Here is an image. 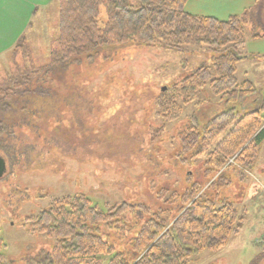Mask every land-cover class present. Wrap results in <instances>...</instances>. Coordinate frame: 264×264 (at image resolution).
Here are the masks:
<instances>
[{
	"label": "rangeland",
	"instance_id": "obj_1",
	"mask_svg": "<svg viewBox=\"0 0 264 264\" xmlns=\"http://www.w3.org/2000/svg\"><path fill=\"white\" fill-rule=\"evenodd\" d=\"M256 2L251 0L245 8L243 0H188L185 9L228 20L247 9L253 12ZM256 15L262 21L264 14ZM106 19L102 7L100 23ZM58 34L59 6L54 1L35 13L24 42L0 56V78L16 62L48 65L51 41ZM245 38L242 49L248 57L237 63L236 76L240 82L252 81L257 96L264 99V26H247ZM214 54L197 45L182 49L138 42L106 45L93 58L84 54L70 68L75 83L67 81L66 86L59 75L58 79L42 78L45 87L56 89L54 104H46L37 95L22 127L20 140L26 150L11 157L0 153L7 162V171L0 178V238L10 264H28L50 250L51 239L30 229L31 219L52 198L86 194L102 208L106 202L149 207V214L124 217L122 227L107 237L117 250H125L145 219L157 208L167 207L159 199L161 189L183 192L194 184L207 188L217 177L215 171L207 173V149L201 155L184 152L179 133L204 117L221 113L219 96L209 83L196 98L178 99L182 111L172 121L160 113L158 103L166 89L197 68L212 66ZM246 98L244 104L249 105L254 95ZM257 158L259 163L252 170L229 168L230 184L219 194L215 187L206 190L217 206L224 198L236 206L242 217L240 230L223 248L205 250L192 257L190 264H264V143ZM127 221L131 230H127ZM111 256L104 255L101 264H108Z\"/></svg>",
	"mask_w": 264,
	"mask_h": 264
},
{
	"label": "trees",
	"instance_id": "obj_2",
	"mask_svg": "<svg viewBox=\"0 0 264 264\" xmlns=\"http://www.w3.org/2000/svg\"><path fill=\"white\" fill-rule=\"evenodd\" d=\"M56 1L59 34L51 41L50 63L35 66L16 62L15 68L6 69L0 78V153L11 157L26 150L20 138L33 101L43 96L46 104L53 105L57 96L56 89L45 87L43 79H58L59 75L65 78L64 85L75 83L70 68L84 54L93 58L102 46L131 42L172 49L197 45L215 53L212 66H201L166 89L158 104L161 114L175 120L182 111L178 99L183 97L187 102L196 98L211 84L221 100L222 112L181 130L179 137L186 153L201 155V150L207 149V173L215 171L217 177L205 190L198 184L183 192L161 189L159 199H164L167 207L157 208L145 219L125 250H117L107 237L122 227L124 217L136 212L149 214V207L106 202L102 208L86 194L52 198L49 206L31 219L30 229L51 239L50 250L28 264H101L103 256L109 254L108 264H190L192 257L205 250L223 248L239 232L242 217L231 201L224 198L217 206L206 190L215 187L219 194L228 186L226 171L232 166L243 172L252 170L264 142V99L257 96L252 81L240 82L236 76L237 63L248 57L243 51L245 29L261 24L257 9L220 20L188 12V0H138L135 5L129 0ZM102 7L107 18L103 24L99 20ZM250 95H254L253 102L245 105ZM241 110L240 115L235 114ZM177 204L180 207L175 211ZM128 223L127 230H131ZM3 246L0 238V264H10Z\"/></svg>",
	"mask_w": 264,
	"mask_h": 264
},
{
	"label": "crops",
	"instance_id": "obj_3",
	"mask_svg": "<svg viewBox=\"0 0 264 264\" xmlns=\"http://www.w3.org/2000/svg\"><path fill=\"white\" fill-rule=\"evenodd\" d=\"M56 0H0V56L6 55L17 45L19 40L27 33L31 20L39 9H44ZM251 0H243L242 6L246 8ZM255 9L264 14V0H256ZM251 5V4H250ZM251 7V6H250ZM248 8V7H247ZM263 10V11H262ZM193 13V12H191ZM196 14V13H193ZM206 15V14H201ZM235 15V14H233ZM210 16V15H209ZM232 16V15H231ZM213 17L220 18L218 15ZM264 26V16L261 17ZM264 143V142H263ZM263 144L261 150L262 152ZM259 163L258 158L255 167ZM245 172V171H244ZM261 188L263 186L261 185ZM264 234V233H263ZM262 234V235H263Z\"/></svg>",
	"mask_w": 264,
	"mask_h": 264
},
{
	"label": "water",
	"instance_id": "obj_4",
	"mask_svg": "<svg viewBox=\"0 0 264 264\" xmlns=\"http://www.w3.org/2000/svg\"><path fill=\"white\" fill-rule=\"evenodd\" d=\"M7 171L6 159L0 154V178L4 176Z\"/></svg>",
	"mask_w": 264,
	"mask_h": 264
},
{
	"label": "built area",
	"instance_id": "obj_5",
	"mask_svg": "<svg viewBox=\"0 0 264 264\" xmlns=\"http://www.w3.org/2000/svg\"><path fill=\"white\" fill-rule=\"evenodd\" d=\"M262 239L264 240V235L262 236Z\"/></svg>",
	"mask_w": 264,
	"mask_h": 264
}]
</instances>
